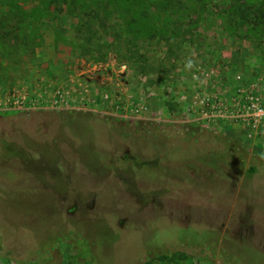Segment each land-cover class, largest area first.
Returning a JSON list of instances; mask_svg holds the SVG:
<instances>
[{"label":"rangeland","instance_id":"rangeland-1","mask_svg":"<svg viewBox=\"0 0 264 264\" xmlns=\"http://www.w3.org/2000/svg\"><path fill=\"white\" fill-rule=\"evenodd\" d=\"M98 1L0 0V264H264V30Z\"/></svg>","mask_w":264,"mask_h":264},{"label":"built area","instance_id":"built-area-1","mask_svg":"<svg viewBox=\"0 0 264 264\" xmlns=\"http://www.w3.org/2000/svg\"><path fill=\"white\" fill-rule=\"evenodd\" d=\"M250 97H252V99L248 104H244L239 100H234L236 107L235 117L247 124H252L253 132L255 130L256 133L259 131L264 134V79L252 83V96L248 95L249 99ZM30 103L32 105L40 106L51 104L52 106H58L60 104L67 103V100L64 94L57 91L53 95L48 94L47 92L40 94L39 97L31 99Z\"/></svg>","mask_w":264,"mask_h":264},{"label":"trees","instance_id":"trees-1","mask_svg":"<svg viewBox=\"0 0 264 264\" xmlns=\"http://www.w3.org/2000/svg\"><path fill=\"white\" fill-rule=\"evenodd\" d=\"M103 3L104 2L102 0H99L96 4L102 5ZM91 12L88 14L93 15L94 13H96L95 10H91ZM232 17L239 24L260 27L262 28V30H264V0H234L232 6ZM169 105L171 106V109H174L171 103H169ZM149 162L146 161L145 163ZM254 169V167H251V171H253ZM178 257L185 258L184 254H178V252H173L171 255L163 254L160 256V258L164 260H175Z\"/></svg>","mask_w":264,"mask_h":264}]
</instances>
